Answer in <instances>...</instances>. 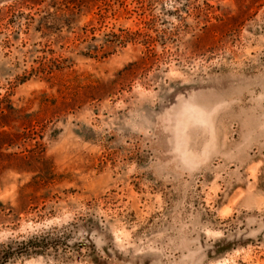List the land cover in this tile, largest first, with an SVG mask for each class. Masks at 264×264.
<instances>
[{"label": "rangeland", "instance_id": "1", "mask_svg": "<svg viewBox=\"0 0 264 264\" xmlns=\"http://www.w3.org/2000/svg\"><path fill=\"white\" fill-rule=\"evenodd\" d=\"M0 201V241L95 206L109 264H264V0H0Z\"/></svg>", "mask_w": 264, "mask_h": 264}, {"label": "trees", "instance_id": "2", "mask_svg": "<svg viewBox=\"0 0 264 264\" xmlns=\"http://www.w3.org/2000/svg\"><path fill=\"white\" fill-rule=\"evenodd\" d=\"M88 209L65 224L10 235L1 240L0 264H13L35 257L63 263L109 264L113 258L110 220L97 214L95 206ZM97 238L101 239L99 243Z\"/></svg>", "mask_w": 264, "mask_h": 264}]
</instances>
